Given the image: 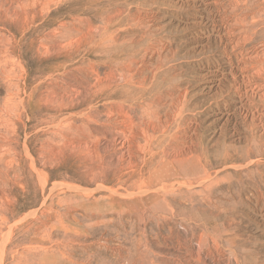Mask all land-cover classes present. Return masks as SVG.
<instances>
[{
	"label": "rangeland",
	"instance_id": "obj_1",
	"mask_svg": "<svg viewBox=\"0 0 264 264\" xmlns=\"http://www.w3.org/2000/svg\"><path fill=\"white\" fill-rule=\"evenodd\" d=\"M263 75L264 0H0V264H264Z\"/></svg>",
	"mask_w": 264,
	"mask_h": 264
},
{
	"label": "bare ground",
	"instance_id": "obj_2",
	"mask_svg": "<svg viewBox=\"0 0 264 264\" xmlns=\"http://www.w3.org/2000/svg\"><path fill=\"white\" fill-rule=\"evenodd\" d=\"M148 49V48H147ZM158 60V59H157ZM132 73V72H131ZM264 76V75H263ZM156 80V79H155ZM150 83V82H149ZM137 84V83H136ZM263 85V84H262ZM263 87V86H262ZM150 88V87H149ZM149 95V94H148ZM181 95V94H180ZM134 96V95H133ZM147 98V97H146ZM153 98V97H152ZM187 99V98H186ZM183 102V101H182ZM185 105V104H184ZM183 106V105H182ZM159 114V113H158ZM157 114V115H158ZM177 117V116H176ZM167 122V121H166ZM170 126V125H169Z\"/></svg>",
	"mask_w": 264,
	"mask_h": 264
}]
</instances>
